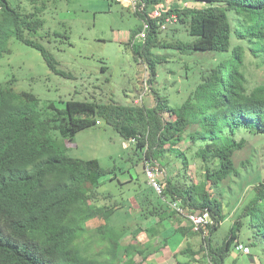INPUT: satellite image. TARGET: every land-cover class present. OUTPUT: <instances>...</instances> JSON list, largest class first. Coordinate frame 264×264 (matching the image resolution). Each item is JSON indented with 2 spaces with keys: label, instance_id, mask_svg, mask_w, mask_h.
Returning <instances> with one entry per match:
<instances>
[{
  "label": "trees",
  "instance_id": "trees-1",
  "mask_svg": "<svg viewBox=\"0 0 264 264\" xmlns=\"http://www.w3.org/2000/svg\"><path fill=\"white\" fill-rule=\"evenodd\" d=\"M28 1L35 9H27L22 0H0V60L14 37L41 51L55 73L71 77L34 37L44 27L42 7L49 0ZM138 1L140 23L127 47L146 65L151 86L159 80L160 65L173 63L167 68L180 75L179 65L188 80L186 99L174 106L154 88V104L71 99L63 108L51 102L40 109L34 92L0 83V264H136L137 254L144 259L152 254L121 241L122 232L112 221L120 207L117 200L98 203L100 188L118 180L117 168L102 167L98 158L70 155L53 135L59 132L73 141L78 132L102 121L124 140L136 138L131 144L138 156L134 165L170 153L181 160L178 173L165 178L166 199L181 202L188 211L208 210L213 223L196 231L150 185L149 192L142 191L152 205L145 219L181 222L177 230L188 240L181 254L202 252L213 264H226L233 248L250 254V245L239 236L244 219L253 230L250 244L264 246V179L253 186V197L222 242L215 246L212 236L227 216L223 198L213 189L241 173L235 152L251 137H264V82L250 87L246 74L248 52L264 63V0H194L172 7L165 5L169 0ZM184 141L189 144L181 149ZM192 159L203 164L198 181L189 174ZM109 196L114 197L104 195ZM91 223L95 229L88 228ZM206 228L210 231L201 248L193 250L191 239ZM240 244L249 251L239 249Z\"/></svg>",
  "mask_w": 264,
  "mask_h": 264
},
{
  "label": "rangeland",
  "instance_id": "rangeland-1",
  "mask_svg": "<svg viewBox=\"0 0 264 264\" xmlns=\"http://www.w3.org/2000/svg\"><path fill=\"white\" fill-rule=\"evenodd\" d=\"M11 1L19 3V0ZM184 2L196 3L194 0H169L166 3L172 7ZM22 3L27 9H35L28 0H22ZM138 3V0H49L42 7L44 27L34 37L54 54L58 67L72 76L55 73L41 51L12 37L10 52L0 60V83L11 82L17 91L34 92L40 98V109H45L51 102L63 108L71 99L138 104L149 101L154 104V88L172 105L182 104L189 90L184 70L178 65L180 75L173 74L167 68L173 63L160 65L159 80L151 86L146 65L137 61L131 48L127 47L132 29L140 23L135 11L143 7ZM171 38L173 34L169 31L168 39ZM246 74L250 87L264 82V63H259L250 52L247 54ZM53 135L66 146L70 155L82 159L98 158L102 167L117 168L120 181L116 179L101 187L98 203L109 204L117 200L120 207L112 221L122 232L121 241L146 247L152 253L147 259L137 254L136 264H178L179 261L213 264L202 252L195 256L181 254L180 250L188 240L177 230L181 223L178 219L157 221L144 218L152 207L143 195V192H149L144 160L134 165L138 156L133 145L124 147L126 140L112 126L102 121L78 132L73 141L63 138L59 132ZM188 144L184 141L179 147L186 149ZM234 160L241 173L225 179L213 189L223 198L227 215L213 232L215 246L229 234L241 209L253 197V186L264 179V137H251L243 149L235 152ZM157 163L167 171L166 176L176 175L182 167L181 160L173 153ZM189 174L195 181L203 178V164L199 159H192ZM166 176L162 178L164 182ZM110 192L114 197L105 198L104 195ZM162 200L167 205L168 199ZM88 228L95 229L94 223ZM205 231L191 239L193 250L201 248L203 236L210 228ZM239 236L241 242L250 245L251 252L233 248L226 257V264H264V246L260 242L250 244L254 238L247 219H244Z\"/></svg>",
  "mask_w": 264,
  "mask_h": 264
},
{
  "label": "built area",
  "instance_id": "built-area-1",
  "mask_svg": "<svg viewBox=\"0 0 264 264\" xmlns=\"http://www.w3.org/2000/svg\"><path fill=\"white\" fill-rule=\"evenodd\" d=\"M188 4V3H185ZM166 6H169L167 3ZM155 15H160V10L154 11ZM144 32L140 34L143 36ZM136 138H131L124 142V147H128L133 143H136ZM144 172L146 174L149 185L156 191V193L162 198L166 199L164 195V181L163 177L166 176L167 171L155 160L147 159L144 160ZM169 206L174 209L180 217L185 218L192 225L194 230L199 231L202 228L204 229L207 225L213 223L211 214L208 210L203 211H188L179 201H168ZM239 249H243L245 252L249 251V247L240 244L238 246Z\"/></svg>",
  "mask_w": 264,
  "mask_h": 264
},
{
  "label": "crops",
  "instance_id": "crops-1",
  "mask_svg": "<svg viewBox=\"0 0 264 264\" xmlns=\"http://www.w3.org/2000/svg\"><path fill=\"white\" fill-rule=\"evenodd\" d=\"M182 225H185V222L184 221L182 222Z\"/></svg>",
  "mask_w": 264,
  "mask_h": 264
}]
</instances>
